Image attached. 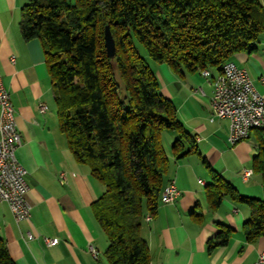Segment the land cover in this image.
Masks as SVG:
<instances>
[{"label": "trees", "instance_id": "trees-1", "mask_svg": "<svg viewBox=\"0 0 264 264\" xmlns=\"http://www.w3.org/2000/svg\"><path fill=\"white\" fill-rule=\"evenodd\" d=\"M106 26L115 45L112 59L104 48ZM19 29L25 42L40 43L70 152L104 188L91 211L108 241L107 262L149 264L141 226L146 214L155 215L164 188L162 134L177 133L171 148L176 159L196 152L172 102L159 94L150 63L164 64L177 76L220 74L264 35L260 0H28ZM184 143L190 145L186 152ZM252 172L264 193L262 148ZM211 177L205 186L209 209H218L224 198L248 206L245 241L264 237V199L240 196L219 176ZM233 233L222 227L207 251L225 246ZM0 264H13L2 241Z\"/></svg>", "mask_w": 264, "mask_h": 264}, {"label": "crops", "instance_id": "crops-1", "mask_svg": "<svg viewBox=\"0 0 264 264\" xmlns=\"http://www.w3.org/2000/svg\"><path fill=\"white\" fill-rule=\"evenodd\" d=\"M27 2L0 0V72L22 140L16 157L26 170L31 214L27 221L16 222L8 206L0 203V241L13 264H109L105 258L107 238L91 211L104 188L90 176L88 168L76 163L60 132L40 43L25 42L20 34L21 9ZM260 3L264 12V0ZM263 38L252 52L236 54L231 62L247 72L264 97ZM150 68L159 94L172 102L196 152L176 159L171 148L177 133L162 134L168 159L164 188L175 181L179 196L173 203L161 205L162 190L155 215L146 214L142 220L141 236L148 247L149 264H255L258 255L264 253V237L253 243L243 237L241 228L250 217V208L224 198L218 209L211 211L205 186L215 174L240 196L263 200L262 181L252 170L254 157L264 149V131L253 130L249 139L229 146L228 121H211L212 81L220 74L208 70V78L199 72L177 76L164 64L150 63ZM39 104L44 105V114L38 113ZM189 148V143H184L183 152ZM245 171L252 172L246 181L242 179ZM61 174L63 183L59 182ZM222 227L234 233L225 246L209 253L208 243ZM44 239L59 242L48 247ZM88 246L96 249V259Z\"/></svg>", "mask_w": 264, "mask_h": 264}, {"label": "built area", "instance_id": "built-area-1", "mask_svg": "<svg viewBox=\"0 0 264 264\" xmlns=\"http://www.w3.org/2000/svg\"><path fill=\"white\" fill-rule=\"evenodd\" d=\"M229 70L228 85H220L218 75L213 77L211 121L214 118L228 121L227 142L232 147L249 139L251 131L259 130V124L264 123V97L256 91L244 69L229 65ZM200 74L203 78H208L210 75L207 70ZM261 82L264 83V79H261ZM37 110L39 114H44L46 109L44 105L39 104ZM21 145L15 111L0 72V203L8 206L16 222L27 221L31 214V205L27 200L26 170L16 157V150ZM251 174V171H245L242 179L246 181ZM63 180L61 174L59 182L63 183ZM198 183L203 185L201 181ZM178 196L179 191L175 181H170L165 186L161 205L173 203ZM44 242L48 247H54L59 240L44 239ZM88 252L93 259L97 258L98 254L94 247L88 246ZM255 264H264V253L258 255Z\"/></svg>", "mask_w": 264, "mask_h": 264}, {"label": "bare ground", "instance_id": "bare-ground-1", "mask_svg": "<svg viewBox=\"0 0 264 264\" xmlns=\"http://www.w3.org/2000/svg\"><path fill=\"white\" fill-rule=\"evenodd\" d=\"M229 65H235V64H233L232 62H227L222 66L221 73L220 75H218L220 85H228V82H230ZM259 130H264V123L259 124ZM164 191H165V188L163 189L161 201H162ZM147 221H149V219H147Z\"/></svg>", "mask_w": 264, "mask_h": 264}, {"label": "water", "instance_id": "water-1", "mask_svg": "<svg viewBox=\"0 0 264 264\" xmlns=\"http://www.w3.org/2000/svg\"><path fill=\"white\" fill-rule=\"evenodd\" d=\"M104 48H105L107 57L109 59H112L115 56V45L111 37V34L109 32L108 26H106L104 29Z\"/></svg>", "mask_w": 264, "mask_h": 264}, {"label": "rangeland", "instance_id": "rangeland-1", "mask_svg": "<svg viewBox=\"0 0 264 264\" xmlns=\"http://www.w3.org/2000/svg\"><path fill=\"white\" fill-rule=\"evenodd\" d=\"M262 37H264V35L262 36ZM264 39V38H263ZM138 50H139V52L141 53V55L142 56H145V53H144V49L142 48V47H140V46H138ZM152 64V63H151ZM161 95V94H160ZM162 96V95H161ZM163 97V96H162ZM164 98V97H163ZM166 99V98H165Z\"/></svg>", "mask_w": 264, "mask_h": 264}]
</instances>
